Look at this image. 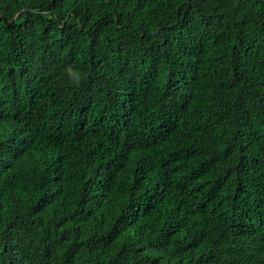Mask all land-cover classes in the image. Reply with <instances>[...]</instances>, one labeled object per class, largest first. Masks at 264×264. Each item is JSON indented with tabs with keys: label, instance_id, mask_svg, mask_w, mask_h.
Returning <instances> with one entry per match:
<instances>
[{
	"label": "trees",
	"instance_id": "trees-1",
	"mask_svg": "<svg viewBox=\"0 0 264 264\" xmlns=\"http://www.w3.org/2000/svg\"><path fill=\"white\" fill-rule=\"evenodd\" d=\"M0 264H264V0H0Z\"/></svg>",
	"mask_w": 264,
	"mask_h": 264
}]
</instances>
